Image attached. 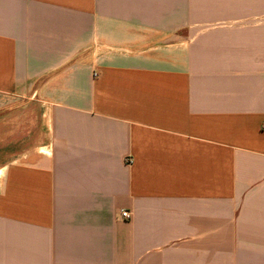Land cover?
Returning <instances> with one entry per match:
<instances>
[{
    "label": "crops",
    "instance_id": "obj_1",
    "mask_svg": "<svg viewBox=\"0 0 264 264\" xmlns=\"http://www.w3.org/2000/svg\"><path fill=\"white\" fill-rule=\"evenodd\" d=\"M0 264H264V0H0Z\"/></svg>",
    "mask_w": 264,
    "mask_h": 264
},
{
    "label": "built area",
    "instance_id": "obj_2",
    "mask_svg": "<svg viewBox=\"0 0 264 264\" xmlns=\"http://www.w3.org/2000/svg\"><path fill=\"white\" fill-rule=\"evenodd\" d=\"M125 163L127 165H133L134 158L133 157H127ZM119 218L122 220H130L131 219V213H129L127 210H120L119 211Z\"/></svg>",
    "mask_w": 264,
    "mask_h": 264
}]
</instances>
